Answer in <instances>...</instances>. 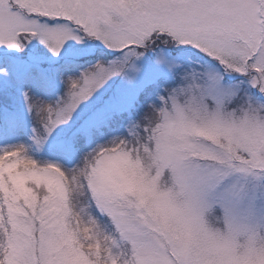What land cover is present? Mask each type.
Segmentation results:
<instances>
[{
    "label": "snow or ice",
    "instance_id": "obj_1",
    "mask_svg": "<svg viewBox=\"0 0 264 264\" xmlns=\"http://www.w3.org/2000/svg\"><path fill=\"white\" fill-rule=\"evenodd\" d=\"M0 264H264V0H0Z\"/></svg>",
    "mask_w": 264,
    "mask_h": 264
}]
</instances>
